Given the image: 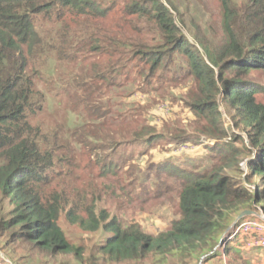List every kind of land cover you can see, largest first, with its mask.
Listing matches in <instances>:
<instances>
[{
	"label": "trees",
	"instance_id": "obj_1",
	"mask_svg": "<svg viewBox=\"0 0 264 264\" xmlns=\"http://www.w3.org/2000/svg\"><path fill=\"white\" fill-rule=\"evenodd\" d=\"M218 1L224 39L200 53L181 34L170 0L128 7L154 22L157 38L150 45L138 42L137 36H122L127 25L115 20L106 23L111 1L102 5L101 0H0V238L8 236L1 250L17 242L87 264H198L240 212L264 215V104L257 100L250 79L252 71H264V0H251L243 10L232 7L229 0ZM240 22L246 35L251 32L245 40L238 32ZM94 54L105 61L93 60L88 67H79L78 73L53 77L60 67L79 64ZM172 66L175 73L194 80L197 94L190 111L200 120L199 132L216 142L205 144V153L194 160L179 162L178 171L172 169L175 162L171 159L149 161L143 169L127 165L125 174L131 178V187L138 184L137 195L174 190L177 214L167 220L165 229L153 232L136 222L123 224L97 206L99 193L70 196L51 184L55 166L67 158L63 152L68 154L72 146L100 150L96 160L99 173L106 177L124 166L115 154L125 136H130L129 143L138 136L140 142L149 143L153 135L140 137L152 130L147 119L126 134L114 128L118 123L109 105L96 99L104 88L119 86L133 67L145 83H151L164 76L161 71H172ZM56 87L55 96H72L67 111L70 129L64 125V141L61 127L44 129L34 121ZM221 104L231 107L235 128L246 133L248 142L234 133L230 141H221L227 136ZM170 130L176 142L186 131ZM189 138L194 146L204 143L196 135ZM208 159L211 163L206 168L201 163ZM243 160L245 171L240 166ZM231 169L239 176L231 175ZM151 178L149 188L146 182ZM62 218L83 231L106 235L83 257L85 248L66 236L60 226ZM247 219L261 221L247 216L239 223ZM248 238V233L233 235L203 263L220 253L238 260L244 253L264 251L246 246Z\"/></svg>",
	"mask_w": 264,
	"mask_h": 264
},
{
	"label": "rangeland",
	"instance_id": "obj_2",
	"mask_svg": "<svg viewBox=\"0 0 264 264\" xmlns=\"http://www.w3.org/2000/svg\"><path fill=\"white\" fill-rule=\"evenodd\" d=\"M109 1H111L110 9L112 10L110 18L106 22L107 24L115 20L116 23L127 25L120 34L134 38L137 36V41L143 44L150 45L156 41L154 40L157 38L153 26L154 22L140 14L129 11L128 8L134 3L150 6L149 0H101L102 5ZM229 1L231 6L237 10H243V6L251 2V0ZM170 2L173 5L171 11L177 19L181 34L185 36L187 43L195 47L200 53L204 52L205 46L216 47L224 39L222 15L218 0H170ZM122 10L125 12H122ZM238 26V32L245 40L251 32L246 35V29L241 27L242 22ZM84 59L79 64L73 63L64 66V68L60 67L59 72H54L53 77H66L72 73H78L79 67L82 65L88 67L93 60L105 61V58L100 54L87 55ZM167 64V62L163 63L165 67ZM73 65H76V67L73 68ZM139 66L145 67V69L149 67V65L144 64ZM174 67H171L172 71L175 69ZM172 71H161L164 75L162 78L153 79L151 83H145L144 78L138 76L135 67H133L130 75L125 79L123 78L124 80L119 86L104 88V93L98 95L96 99L103 102L105 107L109 105L110 113L114 114L118 123L114 128L126 130V134L129 130L138 128L147 119L145 122L153 125L152 130L145 131L140 137L153 135L149 143L140 142L139 136L135 141L129 143L127 141L130 136H125L123 144L117 148V154H115V157L124 166L108 173L106 177L99 173V164L96 160V155L101 153L100 150L95 149L91 152L85 146L79 148L72 146V150L68 154L63 152L67 155V158L61 161L62 164L55 166L51 184H57V189H65L70 196L79 193L82 197L84 194L90 197L92 191L97 192L96 196L99 193L101 199L97 206L100 209L107 210L110 216L112 214L116 215L123 224L136 222L153 232L165 229L167 220L177 214L174 190L157 196H150L148 193L137 195L138 192L134 190L138 184L131 187L128 182L131 178L125 174L127 165L136 164L139 165L140 169H143L144 163L149 161L152 163H166V160L171 159L175 162L172 169L178 171L181 170L178 168L181 167L179 162H185L189 158L194 160V158L205 153V144L210 145L216 142L199 132L200 120L190 111V103L197 94L194 80L191 76L182 75V72L175 73ZM172 75L174 78H171ZM250 79L257 89V100L264 104V71H252ZM58 89L59 87H56L49 92L48 102L37 114L34 121L44 129L61 127L60 139L64 141L66 139L64 125L67 126V129H70L69 124L67 125V111H69V99H72V96L69 99L66 95L55 96ZM220 107L223 126L227 131V136L223 137L221 141H230L229 139L232 138L231 133H234L241 135L248 142L246 133L242 129L235 128L232 116L229 114L231 113V107L223 104ZM138 108L140 110H137ZM74 109L77 111L81 110L82 107H75ZM171 127H176L179 130L186 129L184 133L182 131L179 134L184 135L183 138H179L180 142H176L177 140L173 138L175 134L171 137ZM191 135H196V140L204 143L194 146L192 139L189 138ZM210 163L211 161L208 159V162L204 161L201 164L209 168ZM240 166L245 171L244 160ZM229 172L234 177L239 176L233 169ZM151 181H154V179L151 178L146 182L149 188L152 186ZM168 181L172 186H175V181L172 179H168ZM260 216L263 217L261 213ZM60 223L70 241L80 244L83 249L85 248L83 257L89 255L91 248L96 246V243H101L104 234L106 235L102 232L90 233L83 231L77 224L69 223L64 218L60 219ZM227 238L230 240L229 236ZM7 239V235L0 238V248L4 246ZM0 252L3 255L5 254V258L0 255V262L2 261L5 264H13L10 259L18 264H87L85 260L80 262L70 255L51 256L25 243H11L5 246L4 251L0 249ZM144 264H148V261Z\"/></svg>",
	"mask_w": 264,
	"mask_h": 264
},
{
	"label": "built area",
	"instance_id": "obj_3",
	"mask_svg": "<svg viewBox=\"0 0 264 264\" xmlns=\"http://www.w3.org/2000/svg\"><path fill=\"white\" fill-rule=\"evenodd\" d=\"M263 217L262 219H260L261 221L251 220V219L242 221L241 223L237 224L234 227L232 231V235H230L229 237L231 238L233 235L237 233H245V234L248 233L249 238L247 239L245 243L246 246L264 248V219Z\"/></svg>",
	"mask_w": 264,
	"mask_h": 264
},
{
	"label": "crops",
	"instance_id": "obj_4",
	"mask_svg": "<svg viewBox=\"0 0 264 264\" xmlns=\"http://www.w3.org/2000/svg\"><path fill=\"white\" fill-rule=\"evenodd\" d=\"M202 264H264V251L244 253L238 260H232L229 256L220 253Z\"/></svg>",
	"mask_w": 264,
	"mask_h": 264
},
{
	"label": "water",
	"instance_id": "obj_5",
	"mask_svg": "<svg viewBox=\"0 0 264 264\" xmlns=\"http://www.w3.org/2000/svg\"><path fill=\"white\" fill-rule=\"evenodd\" d=\"M261 213V212H260ZM260 213L259 212H256V211H253V210H243L242 212H240L238 214V216L234 219V221L230 224V226L226 229V231L224 232V234L222 235L220 241L218 242V244L214 247V249L201 256L199 258V262L198 264H202L203 260L208 256L210 255L212 252H214L217 248L221 247L223 244L226 243V239H227V236H229L230 232L234 229V227L239 223L240 220H242L243 218L247 217V216H256L258 218H262L260 216ZM0 255L1 257H3V254L0 252ZM6 261H8L7 259H4Z\"/></svg>",
	"mask_w": 264,
	"mask_h": 264
},
{
	"label": "clouds",
	"instance_id": "obj_6",
	"mask_svg": "<svg viewBox=\"0 0 264 264\" xmlns=\"http://www.w3.org/2000/svg\"><path fill=\"white\" fill-rule=\"evenodd\" d=\"M261 214H262V213H261ZM259 219H260V218H259ZM232 231H233V230H232ZM227 239H228V238H227ZM223 245H224V244H223ZM3 258H5L4 255H3Z\"/></svg>",
	"mask_w": 264,
	"mask_h": 264
}]
</instances>
